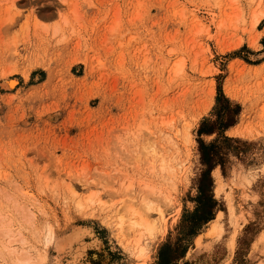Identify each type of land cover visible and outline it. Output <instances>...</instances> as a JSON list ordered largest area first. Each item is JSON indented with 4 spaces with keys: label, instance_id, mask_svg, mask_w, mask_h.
I'll use <instances>...</instances> for the list:
<instances>
[{
    "label": "rangeland",
    "instance_id": "1",
    "mask_svg": "<svg viewBox=\"0 0 264 264\" xmlns=\"http://www.w3.org/2000/svg\"><path fill=\"white\" fill-rule=\"evenodd\" d=\"M201 142L218 151L203 188ZM134 208L155 227L142 258L123 245L146 230ZM23 248L26 264L264 261V0H0V264Z\"/></svg>",
    "mask_w": 264,
    "mask_h": 264
},
{
    "label": "bare ground",
    "instance_id": "2",
    "mask_svg": "<svg viewBox=\"0 0 264 264\" xmlns=\"http://www.w3.org/2000/svg\"><path fill=\"white\" fill-rule=\"evenodd\" d=\"M260 18H261V14H259L258 16L255 17V22L259 21ZM255 44H254V47H255ZM4 83L8 87L11 88V87H13L17 83V79L8 78V79L5 80ZM226 90H228V89L226 88ZM240 133H241V131H240ZM219 186H217V187H219ZM230 204H231V207L233 208L234 207V203L231 202ZM149 209L150 210L156 209L161 214V216L164 217V210L163 209H161V208H152V206H150V205L148 206V210ZM132 213H133L132 214V217H135V218L131 221V228L143 227V229L145 228L146 230L144 232L143 231H140L139 234H138V236L135 238V240H129V241L127 240L126 243H124L123 245L126 248L128 247V248L131 249L130 255L134 256L135 258H142V257H144V256L147 255L148 250H149L148 249V244L145 243V242H142V235L153 234L155 227H154V223L149 219V217L147 218V216H145L141 210H139V209L136 210L134 208L132 210ZM220 215H221V211L218 212L216 218L212 219L209 222L210 226H209V228H208V230L206 232V234L208 236H210V237H218V236H220L222 234L223 227H222L221 223L219 222V216ZM119 217H125V216L120 215ZM86 235H89L91 237V239H90L91 241L88 243L89 245H92L93 247H96V248H98L100 250L103 249V248L105 249V243H104V241L98 235H96L94 233V231H93V229L91 227H84L83 229H81V232L77 235L78 236L77 239L79 240L80 238H82V237H84ZM72 238H74V237H72ZM200 238H201V235H198L197 240H196L197 243H200ZM52 239H53V235L51 234L50 240L52 241ZM70 244H72V242ZM8 247L10 248L11 246H8ZM14 250H15V248H14ZM22 250H23V252H21L20 254H18V256L20 255L21 257L19 259V257L17 256V261H15L16 262L15 264H26V263H28V260H29L28 258L29 257H26L24 255V252L26 250L24 248ZM85 253H86L85 246H81L80 249H78L77 251L73 252V254H74V256H73V262L74 261H77L78 262L80 259H82L85 256ZM104 260H107V259H104ZM18 261L20 263H18ZM40 261L41 260L38 261L39 264H41ZM86 264H91V263L86 262ZM126 264H134V263L133 262H130V263H126ZM258 264H264V261H262V262H260Z\"/></svg>",
    "mask_w": 264,
    "mask_h": 264
},
{
    "label": "trees",
    "instance_id": "3",
    "mask_svg": "<svg viewBox=\"0 0 264 264\" xmlns=\"http://www.w3.org/2000/svg\"><path fill=\"white\" fill-rule=\"evenodd\" d=\"M221 90H220V96L218 97V101L220 100V98L222 97L223 99L229 101L226 97H223L221 95ZM235 113H238L237 110H235ZM205 122V121H204ZM203 122V124H204ZM235 122V119H231L229 121H225L223 122L222 124H220V126L218 127L219 129H225V127H228L230 125H232L233 123ZM202 124V127L200 128V131L202 132H208L204 129V125ZM214 130V128L212 129V131ZM225 139H229V137L225 136L224 137ZM210 145H206L204 142H201V146H200V150H201V154H202V161L204 162V164H206L208 166V169H206L203 173V176L201 178V187L203 188V185L206 184V180L209 179L210 180V171H211V168L217 163L216 162V156H218V151L216 150V145L215 144H212L211 145V148H209ZM201 199V198H200ZM203 204V207L205 206L206 202L202 203ZM203 209V208H202ZM206 211V210H205ZM201 212V208L198 209L196 211V219H198L199 217L202 216V214L200 213ZM205 213V212H204ZM203 213V214H204ZM210 214H208L207 216L205 217H201L200 219H203V221H208L211 217L209 216ZM204 216V215H203ZM199 219V220H200ZM196 222V221H195ZM193 228V225H191V232L192 233H197L196 229H192ZM170 245H165L164 248L162 249V254L165 255V251L166 250H170ZM186 252V247L183 249V251L178 254L177 256H175L174 259H178V258H181ZM171 261L170 260H167V261H164L163 264H169Z\"/></svg>",
    "mask_w": 264,
    "mask_h": 264
},
{
    "label": "snow or ice",
    "instance_id": "4",
    "mask_svg": "<svg viewBox=\"0 0 264 264\" xmlns=\"http://www.w3.org/2000/svg\"><path fill=\"white\" fill-rule=\"evenodd\" d=\"M216 115H217V117H219V110L216 111ZM204 129L206 131H208L209 133L212 132V129H213V121L210 118H207L206 117L205 122H204ZM209 148H211V145L209 146Z\"/></svg>",
    "mask_w": 264,
    "mask_h": 264
},
{
    "label": "crops",
    "instance_id": "5",
    "mask_svg": "<svg viewBox=\"0 0 264 264\" xmlns=\"http://www.w3.org/2000/svg\"><path fill=\"white\" fill-rule=\"evenodd\" d=\"M130 263V262H129ZM122 264H126V263H122Z\"/></svg>",
    "mask_w": 264,
    "mask_h": 264
}]
</instances>
